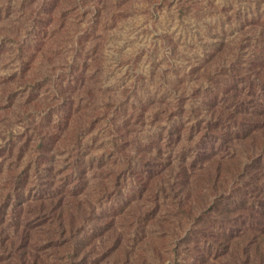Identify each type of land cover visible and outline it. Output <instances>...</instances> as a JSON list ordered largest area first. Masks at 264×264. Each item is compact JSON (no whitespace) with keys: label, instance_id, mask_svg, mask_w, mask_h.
<instances>
[{"label":"rangeland","instance_id":"rangeland-1","mask_svg":"<svg viewBox=\"0 0 264 264\" xmlns=\"http://www.w3.org/2000/svg\"><path fill=\"white\" fill-rule=\"evenodd\" d=\"M44 1L48 0H0L1 31H6L8 38L13 40L10 22L23 18L22 22L28 25L25 20L30 9L24 13L22 5L31 2L38 6ZM57 1L65 9L75 7L55 22L52 49L58 52V63L63 67L64 59L73 56V49H79L80 37L82 41L92 37L84 45L95 53L103 44V88L116 94L115 98H122L124 89L137 83L136 97L144 101L149 96L166 95L177 84V75L187 79L184 72H188L190 64L201 61L205 51L212 49L218 39L236 50L237 41L244 43L247 37L260 33L261 24H253V21L264 20V0ZM15 49L13 42L4 45L0 56V78L18 68ZM166 73L168 87L158 84ZM190 82L187 81L185 87L188 93L193 86ZM136 97L133 100L136 101ZM15 101L23 103L20 96ZM169 103H174L172 96ZM189 105L200 108L201 101L192 98ZM190 116L180 115L172 121L177 123L178 119H191ZM19 123L15 129L23 131V120ZM135 129L130 135L131 142L118 144L115 156L111 155L112 148L107 142L109 131L103 128L85 130L86 139L78 147L75 157H70L72 153L68 152L54 156L55 175L51 178L56 184H60V180H71L73 162H83L89 167L86 190L77 198L84 204L74 207L71 203V209H68L75 217L73 227L64 224L67 232L56 238L53 236V244L38 237L33 249L25 248V252L14 256H0V264H264V204L259 212V215L263 214L262 223L257 222L258 215L251 221L245 211L244 216H236L232 211L235 199L230 198V208L226 209L224 200L220 206L212 202L200 176L197 178L200 171L194 169V175L187 180L185 193L175 195L183 199L188 194V204L177 205V198H173L168 184L176 182L174 175L180 157L188 151L186 144L163 147L162 150L148 149L149 139L157 138L159 132L154 116L149 114L135 125ZM257 137L261 141L257 146L250 145L245 139H232L228 152L236 155L241 167L238 184L252 176L253 168H263L258 179L264 193V130H260ZM144 149L156 159L148 161L147 168H141L140 152ZM107 167L118 172V179L123 184L120 190L110 191L112 193H102L98 188L102 177L108 173ZM149 168L154 171L158 186L163 187L162 190L156 188L161 194L159 210L151 207L150 196L135 195L137 173ZM29 172L33 173V168ZM50 176L43 172L40 178L37 175L34 178L36 183L44 185L49 183ZM225 178L232 177L227 175ZM231 184L232 180L228 183V193L233 190L235 193L237 184L234 187ZM132 196L133 202L126 204ZM120 200L123 206H119ZM3 227L4 238L6 234L12 237L14 228L7 223ZM53 227L52 224L50 228Z\"/></svg>","mask_w":264,"mask_h":264},{"label":"trees","instance_id":"trees-1","mask_svg":"<svg viewBox=\"0 0 264 264\" xmlns=\"http://www.w3.org/2000/svg\"><path fill=\"white\" fill-rule=\"evenodd\" d=\"M27 9H30L25 20L27 26L23 18L10 22L13 40L0 29V56L4 45L13 42L19 61L16 70L0 78V256H14L25 252V248L33 249L38 237L53 244V236L67 232L64 224L73 227L75 217L68 209L71 203L74 207L83 206L77 198L86 190L89 167L83 162H73L71 180H60V184H56L51 178L55 175L54 156L68 152L72 153L70 157H75L86 139L85 130L102 128L109 131L107 142L112 148L111 155L115 156L118 144L131 142L135 125L148 114L154 116L159 127L157 138L149 139L148 149L162 150L184 144L188 148L177 164L175 184H168L177 205L188 204V194L183 199L177 196L185 193L187 180L194 175V169H198L197 178L200 176L212 202L220 206L224 200L226 209L230 208V198L235 199L232 211L236 216H244L245 211L251 221L259 216L257 222L262 223L263 214L259 212L264 204V193L258 173L263 168H256L257 171L253 168L252 176L238 184L241 167L236 155L228 151L232 139H245L253 146L261 142L257 136L264 130V20L253 21V24H261L260 33L247 37L244 43L237 41L236 50L218 39L212 49L205 51L201 61L190 64L188 72H184L187 79L177 75V84L166 95L149 96L144 101L136 97L137 83L124 89L122 98H115L116 94L103 88V44L95 53L84 45L92 37L84 41L80 37L79 49H73V56L64 59L63 67L58 63V52L52 49L55 22L67 16L71 7L65 9L57 0H48L38 6L31 2L22 5L24 13ZM162 79L158 84L168 87L167 73ZM187 81L193 84L189 93L185 89ZM18 96L23 103H16ZM170 96L174 98L172 105ZM192 98L200 99V108L189 105ZM180 115H191V119L172 121ZM20 120H23V131L15 129ZM262 144L264 146V141ZM148 149L140 152L141 168L149 167L148 161L156 160ZM32 168L33 173H30ZM105 171L108 173L98 185L100 191L120 190L123 184L118 172L109 167ZM43 172L51 175L49 183L44 185L36 183L34 178V175L40 178ZM154 174L152 168L137 173L135 195L150 196L151 207L159 210L161 194L156 188L162 190L163 187L158 186ZM227 175L232 178H225ZM231 180V187L237 184L235 193L234 190L228 193ZM133 198H128L126 204L132 203ZM6 216L9 219H5ZM6 223L14 228L12 237L3 236ZM52 224L57 230L50 228Z\"/></svg>","mask_w":264,"mask_h":264}]
</instances>
